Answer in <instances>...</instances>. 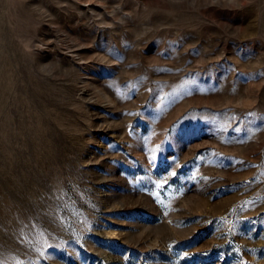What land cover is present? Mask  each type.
I'll use <instances>...</instances> for the list:
<instances>
[{
	"label": "rangeland",
	"instance_id": "obj_1",
	"mask_svg": "<svg viewBox=\"0 0 264 264\" xmlns=\"http://www.w3.org/2000/svg\"><path fill=\"white\" fill-rule=\"evenodd\" d=\"M0 264H264V0H0Z\"/></svg>",
	"mask_w": 264,
	"mask_h": 264
}]
</instances>
